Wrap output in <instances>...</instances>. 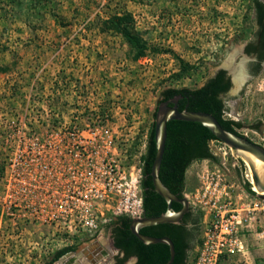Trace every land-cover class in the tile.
<instances>
[{"label": "rangeland", "instance_id": "obj_1", "mask_svg": "<svg viewBox=\"0 0 264 264\" xmlns=\"http://www.w3.org/2000/svg\"><path fill=\"white\" fill-rule=\"evenodd\" d=\"M251 2L0 0V264H42L66 245L93 259L94 243L113 262L111 220H95L101 233L91 235L84 218L60 220L65 204L57 199L80 196L69 185L93 179L91 171L102 186L106 154L126 163V148L142 162L162 90L196 88L219 67H236V53L254 37ZM114 13H130L145 55L132 59L137 48L100 24ZM248 73L222 95L223 116L264 147V59ZM233 155L227 149L229 174L247 183L245 164ZM199 163L185 170L184 189L195 184ZM248 249L221 264H264V241H248Z\"/></svg>", "mask_w": 264, "mask_h": 264}, {"label": "built area", "instance_id": "obj_2", "mask_svg": "<svg viewBox=\"0 0 264 264\" xmlns=\"http://www.w3.org/2000/svg\"><path fill=\"white\" fill-rule=\"evenodd\" d=\"M88 137L96 139L98 136L92 131ZM209 142L216 145L211 148ZM209 142V150L219 160L214 162L200 159L192 173L195 184L183 190L188 208L201 213L198 234L189 252L187 264H221L222 260L233 256L245 257L249 252L248 241H264V192L254 188L253 178L245 163L248 173L245 172L244 176L247 183L242 176L241 181L236 177L233 179L226 164L227 149L233 155L232 149L218 139ZM81 144L83 146V143ZM120 153L126 163H119L112 155H105L108 179L102 186L99 187L96 171H91L95 173L93 179L90 177L86 182L81 179L75 187L73 183L77 181L74 179L69 187L72 186V194L80 196L74 198V195H71V199H68V196L64 195L65 197L60 196L57 199L61 206L62 203L65 204L60 212V220L84 218L85 222L92 226L91 235L98 237L101 233L95 222L98 218L112 220L120 215L130 219L142 216V162L132 161L126 148L121 149ZM234 158H237V155ZM85 186L88 191L93 192L84 193ZM77 200L82 207L74 203ZM103 202L106 206L99 208V204ZM110 247L114 250L112 244ZM105 248L104 245L98 246L94 243L91 250L96 251L99 258L93 264H106L108 254L103 253L107 252ZM82 250L86 249H80ZM73 253L75 251L66 252L52 264H66L67 258L74 255Z\"/></svg>", "mask_w": 264, "mask_h": 264}, {"label": "trees", "instance_id": "obj_3", "mask_svg": "<svg viewBox=\"0 0 264 264\" xmlns=\"http://www.w3.org/2000/svg\"><path fill=\"white\" fill-rule=\"evenodd\" d=\"M251 8L254 10L255 21L259 24V61L264 59V2L252 0ZM100 24L107 29L121 33L133 47L137 48V53L132 59L145 55V45L130 30L132 17L128 14H111L100 20ZM130 24V28L128 27ZM188 64L182 65L181 72H186ZM229 81L225 70L219 68L210 75L205 82L196 88H173L168 87L161 91V99L180 95L177 101L179 110H198L212 114L223 128L234 133L239 126L237 121L224 118V103L222 95L228 90ZM155 114V111L153 115ZM154 122L148 133L146 149L142 155L140 181L142 191V216H157L166 210V201L154 191L150 168L155 153V143L153 139ZM217 139L204 125L195 121L169 120L166 124V138L164 150L161 158L158 176L167 188L179 197H183L185 170L194 160L209 159L218 161L208 147V142ZM173 210L177 211L181 205L171 202ZM201 213L199 211L188 210L176 223H159L141 227L139 232L154 237H168L174 248V256L170 264H187L189 252L193 248L198 234V223ZM130 218L125 215L112 219L107 227L110 229L112 244L118 249V254L114 257L112 264H126L129 257H135L131 264H155L164 263L169 258L168 245L165 243H143L129 229ZM76 245H67L55 250L51 257L42 264H52L59 257L69 251H74ZM122 253V254H120ZM225 260V259H224ZM223 261V260H222ZM221 261V262H222Z\"/></svg>", "mask_w": 264, "mask_h": 264}, {"label": "water", "instance_id": "obj_4", "mask_svg": "<svg viewBox=\"0 0 264 264\" xmlns=\"http://www.w3.org/2000/svg\"><path fill=\"white\" fill-rule=\"evenodd\" d=\"M229 73H230V69ZM232 77L230 76V79ZM180 95H174L170 98L160 101L154 114V128L153 139L155 143V153L150 168V176L153 185V189L158 193L167 204L166 210L157 216H141L139 218L130 219L129 229L130 231L143 243H165L168 245L169 258L164 263L155 264H170L174 256V248L172 241L166 237H154L144 235L139 232V229L148 225H155L159 223H176L178 222L184 213L188 210V203L184 197H179L167 188L160 180L158 176L161 158L164 150V143L166 138V124L169 120H186L195 121L204 125L218 140L224 142L228 147L233 149L238 157L245 162L251 176L253 183L258 191H264V169L262 173L257 172L255 164L250 156L259 159L264 165V147L255 143L245 136L226 130L221 126L217 119L210 113L198 110H188L177 108V101ZM177 202L181 205L180 209L175 211L171 207V202ZM113 246V244H112ZM117 252V248L113 246ZM106 254V252H103ZM122 254V253H121ZM135 261V257L133 258ZM132 259V260H133ZM133 261V262H134ZM130 261L128 264L133 263Z\"/></svg>", "mask_w": 264, "mask_h": 264}, {"label": "flooded vegetation", "instance_id": "obj_5", "mask_svg": "<svg viewBox=\"0 0 264 264\" xmlns=\"http://www.w3.org/2000/svg\"><path fill=\"white\" fill-rule=\"evenodd\" d=\"M260 2H262L261 0H259ZM252 12H253V15H252V17H253V24L255 25V31H254V37H253V39H251V40H246L244 43H243V45H242V47H241V49H240V51H238L237 53H236V55H235V57H234V60H233V65H237L238 64V62L241 60V58L242 57H245V60H244V62H243V65H244V69H245V71H246V73L249 75V73L248 72H254V70L257 68V66H258V64L260 63V61H259V54H260V47H259V37H258V29H259V24H257L258 22L257 21H255V16H254V10H252ZM249 64V65H248ZM219 68H221V69H223V70H225V73H226V76H227V78H228V81H229V88H228V90L224 93V94H226V93H228L229 92V90H230V88H231V85H232V78L230 79V76H231V74L229 73V67H219ZM218 68V69H219ZM162 97V96H161ZM163 100H165V99H163ZM233 120V119H232ZM235 121V120H234ZM238 122V121H237ZM239 123V126L238 127H236L235 129H236V131L238 132V134H241V135H243V136H245L247 139H249V140H251V141H253V142H255V143H257L256 141H254L252 138H250L246 133H241V132H239L238 131V129H240L241 127H242V124L240 123V122H238ZM258 128V130H259V127H257ZM259 144V143H258ZM259 145H261V144H259ZM262 146V145H261ZM110 238V240L108 241V243H110V244H112V239H111V236L109 237ZM90 248H92V246L90 247ZM86 254V256H87V251L85 252ZM107 254H108V251L106 252ZM86 260H87V262L88 263H90L91 261H93V259L92 258H85Z\"/></svg>", "mask_w": 264, "mask_h": 264}, {"label": "bare ground", "instance_id": "obj_6", "mask_svg": "<svg viewBox=\"0 0 264 264\" xmlns=\"http://www.w3.org/2000/svg\"><path fill=\"white\" fill-rule=\"evenodd\" d=\"M244 60H245V57L241 58V60L236 65V67H234L233 70H230V74L232 77V85H231L230 91H232V92L238 90L244 83L245 76H246V71H245L244 65H243ZM226 64H228V62ZM250 157L255 164L257 172L262 173V171L264 169L263 163L259 159L255 158L253 156H250ZM254 188L257 190L255 185H254ZM259 192H264V191H259ZM85 254H86L85 250H82L80 252L75 253L74 255H70V257H68V259L66 261V264H79V262L82 260H83V264H93V262L99 258V255L95 251L94 254H96V258H94L93 261L88 263L87 260L85 259Z\"/></svg>", "mask_w": 264, "mask_h": 264}, {"label": "crops", "instance_id": "obj_7", "mask_svg": "<svg viewBox=\"0 0 264 264\" xmlns=\"http://www.w3.org/2000/svg\"><path fill=\"white\" fill-rule=\"evenodd\" d=\"M118 253H119V252H118V249H117V252L114 253V257H115V255H117ZM120 254H121V253H120ZM131 258L133 259L134 257H131ZM133 261H134V259L132 260V262H133ZM113 262H114V260H113ZM113 262H112V263H113ZM112 263H111V264H112ZM126 264H128V263H126Z\"/></svg>", "mask_w": 264, "mask_h": 264}]
</instances>
